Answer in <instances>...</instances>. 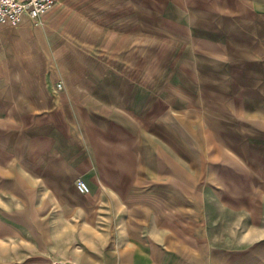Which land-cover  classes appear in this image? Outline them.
Instances as JSON below:
<instances>
[{"label":"rangeland","instance_id":"1","mask_svg":"<svg viewBox=\"0 0 264 264\" xmlns=\"http://www.w3.org/2000/svg\"><path fill=\"white\" fill-rule=\"evenodd\" d=\"M110 1L88 26L86 0H59L50 33L69 54L55 65V49H31L45 29L0 25V82L133 86L120 110L150 169L120 172L98 201L74 186L84 228L59 201L69 186L29 201V177L10 171L29 164V139L4 130L24 115L1 105L0 264H264V0Z\"/></svg>","mask_w":264,"mask_h":264},{"label":"crops","instance_id":"2","mask_svg":"<svg viewBox=\"0 0 264 264\" xmlns=\"http://www.w3.org/2000/svg\"><path fill=\"white\" fill-rule=\"evenodd\" d=\"M104 1L107 3L108 11L112 10L111 1ZM63 3L65 4L64 1ZM86 3V11H91V22H87L86 25L93 26L95 25L94 0H86ZM241 3H243L242 0ZM255 4H257L256 1ZM89 5L90 8L87 7ZM58 6L59 0L37 26L38 32L41 33L45 29L47 36H38L35 40H30L33 51L38 52L39 45L41 48L56 50L53 65L55 60L63 59L69 54L66 52L58 55L62 50L59 45L66 41L50 33V29L58 21L51 19L50 15L59 10ZM114 11L117 13V5ZM114 21L113 19L112 22L105 24L102 22L101 25L108 26L112 23V26ZM62 66H64L63 63ZM65 67L68 65L66 64ZM122 87L124 88L117 83L109 82H61L60 88L57 89L54 84L45 82L22 80L0 82V106L15 102L16 106L21 107L22 116L24 115L14 119L15 128H4V130L9 133L14 131L18 139L26 141L29 139V164L18 162L10 169L15 172L22 171L29 177V186L34 188L30 190L29 201L39 202L38 189L42 188V194L46 195V199L44 198L41 202H54L55 195L60 194L58 188L69 186L73 198L64 197L59 201L64 200L73 207L77 204L80 211L76 218L82 219L86 228L88 216L86 210L81 211L83 199L74 187L76 178L80 177L87 182L91 187L92 196H95V200L98 201V198H101L102 190L100 189L115 188L117 190L120 172H136L140 171V168L145 172V165H147L146 171L150 169L149 163L145 164L144 160L141 161L144 154L140 156V148L143 149L145 142L139 139L140 136L135 139L136 131L132 126L135 125L134 117L120 110V106L128 104L132 94L130 92L134 88L129 84ZM120 90L127 92L126 98L119 93ZM24 108L26 110L23 111ZM27 119H29L28 125H19V123H27ZM9 121L11 122L12 119ZM18 153L16 151V157ZM17 183L16 180V186ZM35 193L38 198H35ZM110 195H106V199L100 202L105 200L112 203L119 202L117 196L113 198Z\"/></svg>","mask_w":264,"mask_h":264},{"label":"built area","instance_id":"3","mask_svg":"<svg viewBox=\"0 0 264 264\" xmlns=\"http://www.w3.org/2000/svg\"><path fill=\"white\" fill-rule=\"evenodd\" d=\"M58 0H0V25L18 27L26 22L38 26ZM58 89L60 84H57ZM77 190L88 193L89 187L82 178L75 180Z\"/></svg>","mask_w":264,"mask_h":264}]
</instances>
